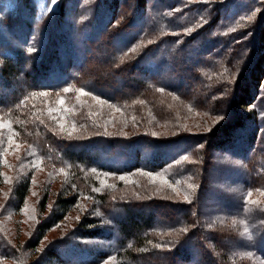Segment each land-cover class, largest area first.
Masks as SVG:
<instances>
[{"label": "trees", "instance_id": "obj_1", "mask_svg": "<svg viewBox=\"0 0 264 264\" xmlns=\"http://www.w3.org/2000/svg\"><path fill=\"white\" fill-rule=\"evenodd\" d=\"M8 181L0 264H264V0H0Z\"/></svg>", "mask_w": 264, "mask_h": 264}, {"label": "rangeland", "instance_id": "obj_2", "mask_svg": "<svg viewBox=\"0 0 264 264\" xmlns=\"http://www.w3.org/2000/svg\"><path fill=\"white\" fill-rule=\"evenodd\" d=\"M44 5L49 7L50 9H53L55 7L58 8V5L60 3L61 0H42ZM215 167H217V164H215ZM37 172L35 173L34 177H33V181H32V186H31V192H30V196L28 198L27 201V205L25 207V210L22 212V216L19 217L20 219V226L19 229L16 231L17 234H15L16 236H18V234H20V238L21 241H25V239H30L31 235L34 233L35 230V225L37 224V221L40 219V213L38 210V204L40 201V197L42 198V196L44 194H48L47 192L50 193V206L53 205V203L56 201V197L60 194L63 193L65 191V188L63 187L64 182H63V178L61 176H55V175H50V172L47 170H36ZM216 171H214V184L219 182L222 183V181L227 177H228V171L227 173H225L224 176H222V174H216ZM10 172V171H8ZM234 177V176H233ZM233 177H231V180L233 179ZM236 179L238 177H235ZM221 181V182H220ZM12 182L8 181L7 183V188L3 189V193L1 195V201L2 202H6L8 199V189H10V186ZM217 191V190H216ZM219 196V192L215 195ZM221 199H223L224 201H222V203H225L227 201H229V196H223ZM212 200V199H211ZM79 209H83L85 210V206L84 205H80ZM75 212H79L81 213L79 210L75 211ZM210 213L213 215V213L208 210L207 208H205L204 210V214ZM19 221V220H18ZM77 221V217H70L68 219V221L64 224L61 225V227L57 230L54 231L51 235H50V240L55 238V241L59 240L62 241L63 239L66 238V236L68 235L69 231L71 230L72 226L76 223ZM10 224L12 225V222H10ZM49 240V242H50ZM57 245V244H56ZM46 246V243H44L42 245V248L44 250V247ZM93 245H90L89 248H92ZM59 249V252L61 254H65L66 256H68V258L75 262L78 259L83 260V262L88 263L89 260H91L90 258L86 257V255H83L82 257L75 253L72 248L70 249V247H59L57 248V250ZM43 252V251H42ZM32 255V254H31ZM39 254L36 253L34 256H38ZM29 263V261H27ZM7 264H15V263H7Z\"/></svg>", "mask_w": 264, "mask_h": 264}, {"label": "snow or ice", "instance_id": "obj_3", "mask_svg": "<svg viewBox=\"0 0 264 264\" xmlns=\"http://www.w3.org/2000/svg\"><path fill=\"white\" fill-rule=\"evenodd\" d=\"M61 103H63V102H61Z\"/></svg>", "mask_w": 264, "mask_h": 264}]
</instances>
